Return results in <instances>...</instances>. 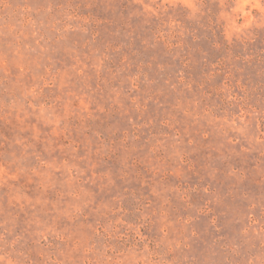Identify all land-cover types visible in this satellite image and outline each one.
<instances>
[{
    "label": "rangeland",
    "instance_id": "obj_1",
    "mask_svg": "<svg viewBox=\"0 0 264 264\" xmlns=\"http://www.w3.org/2000/svg\"><path fill=\"white\" fill-rule=\"evenodd\" d=\"M0 264H264V0H0Z\"/></svg>",
    "mask_w": 264,
    "mask_h": 264
}]
</instances>
